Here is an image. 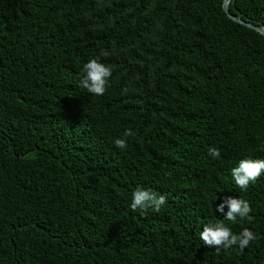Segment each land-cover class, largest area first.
<instances>
[{
	"label": "trees",
	"instance_id": "1",
	"mask_svg": "<svg viewBox=\"0 0 264 264\" xmlns=\"http://www.w3.org/2000/svg\"><path fill=\"white\" fill-rule=\"evenodd\" d=\"M222 1L0 0V264H264V174L231 177L264 159V37ZM228 12L264 27V0ZM91 58L103 96L80 85ZM138 186L158 212L131 210ZM225 196L253 219L216 212ZM209 222L257 239L208 247Z\"/></svg>",
	"mask_w": 264,
	"mask_h": 264
},
{
	"label": "clouds",
	"instance_id": "2",
	"mask_svg": "<svg viewBox=\"0 0 264 264\" xmlns=\"http://www.w3.org/2000/svg\"><path fill=\"white\" fill-rule=\"evenodd\" d=\"M111 75L112 68L110 66L101 63L99 58H91L83 64L80 85L92 95L103 96L109 86ZM134 135L135 133L131 129H127L123 133L125 138L115 139L114 145L124 150L128 147L126 138ZM208 154L213 159H219L221 155L220 149L216 147H210L208 149ZM262 174H264V159H241L238 165L231 169V177L235 186L242 191H247L250 183H254ZM165 203V195L138 186L132 192L130 208L132 211L140 210L142 213L147 212L149 208L158 212ZM225 207H227L226 213L224 212ZM215 211L223 214L225 219L232 224L237 223V218L241 221L244 219L251 221L253 219V217L249 215L252 212L249 202L242 198L225 196L216 206ZM199 238L203 241L204 245L216 249H227L234 245L238 246L241 253L252 241L257 239L256 235L248 228H244L237 235L223 222H209L203 227V231L200 232Z\"/></svg>",
	"mask_w": 264,
	"mask_h": 264
},
{
	"label": "water",
	"instance_id": "3",
	"mask_svg": "<svg viewBox=\"0 0 264 264\" xmlns=\"http://www.w3.org/2000/svg\"><path fill=\"white\" fill-rule=\"evenodd\" d=\"M230 1L232 2L233 0H223L222 4H221V9H222L223 13L227 16V18L230 19L231 21L239 24V25H242L248 29L253 30L254 32H256V33H258L264 37V27H259V26L253 25L252 23L243 21L240 18L235 17L228 12V6L230 4Z\"/></svg>",
	"mask_w": 264,
	"mask_h": 264
}]
</instances>
